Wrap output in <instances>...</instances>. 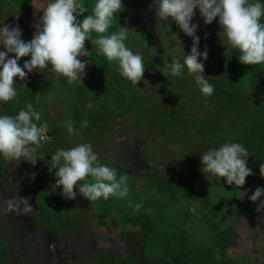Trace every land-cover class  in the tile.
I'll list each match as a JSON object with an SVG mask.
<instances>
[{
	"label": "rangeland",
	"instance_id": "1",
	"mask_svg": "<svg viewBox=\"0 0 264 264\" xmlns=\"http://www.w3.org/2000/svg\"><path fill=\"white\" fill-rule=\"evenodd\" d=\"M18 1L33 8L35 20L47 0ZM83 2L91 14L95 0ZM122 4L110 32L134 30L125 43L143 56L137 87L86 42L82 83L69 84L50 68L34 70L26 82L16 79V98L0 102V114L11 116L31 103L49 137L35 165L0 157V264H264V213L248 198L264 188V64L242 65L236 50L222 46L218 22L205 25L194 10L199 50H208L204 74L215 85L205 97L187 70L166 78L157 69L182 61L192 39L157 19L155 0ZM68 120L79 135L67 133ZM228 141L250 156L252 175L239 189L200 171L199 155ZM80 143H91L118 177L128 176L126 198L69 200L53 187L51 155ZM13 196L27 198L33 210L10 212Z\"/></svg>",
	"mask_w": 264,
	"mask_h": 264
},
{
	"label": "clouds",
	"instance_id": "2",
	"mask_svg": "<svg viewBox=\"0 0 264 264\" xmlns=\"http://www.w3.org/2000/svg\"><path fill=\"white\" fill-rule=\"evenodd\" d=\"M122 9V0H95L91 14L85 15L88 9L83 0H48L30 41L22 39L19 25H0V102L16 98V79L26 82L28 74L34 70L41 72L50 68L67 78L69 84L82 83L89 61L81 58L90 55L86 42L94 44L98 54L107 61L116 62L120 76L137 87L145 73L143 56L125 43L134 30L119 26L118 31L110 32ZM153 10L157 19L168 24L174 22L192 39L190 52L183 51L182 61L165 62L163 67L157 66L158 71L167 78L169 75L180 77L187 70L205 97L214 93L215 85L210 82L211 77L204 74L208 50L206 46L203 52L199 50L200 37L196 35L199 24L193 23L194 10H198L205 25H211L214 20L218 22L222 46L236 50L242 65L264 64V0H155ZM24 57L30 59L21 66L19 62ZM20 87L26 88V84ZM41 119V113L31 103L14 116L0 114V157L35 165L40 159L38 149L49 139L47 125L38 124ZM87 123L82 121V126L87 127ZM65 126L70 135H79V129L71 120L66 121ZM199 156L200 171L205 177L211 174L220 180L223 178L227 185L237 189L252 175V169L247 166L248 150L238 142H225ZM48 163L49 171L55 170L53 187L62 188L61 194L66 199L75 200L80 195L88 201H96L128 196V176L118 177L115 168L101 163L91 143L60 147ZM259 172L264 177V163ZM261 197H264L261 187L248 197L253 203L259 201L257 213H264ZM7 207L20 215L33 210L29 200L19 196L9 199ZM141 207L142 204H136L134 209Z\"/></svg>",
	"mask_w": 264,
	"mask_h": 264
},
{
	"label": "crops",
	"instance_id": "3",
	"mask_svg": "<svg viewBox=\"0 0 264 264\" xmlns=\"http://www.w3.org/2000/svg\"><path fill=\"white\" fill-rule=\"evenodd\" d=\"M18 1V0H17ZM16 0H4V3L0 7V25H19L22 31V39L29 41L32 38V35L36 31V25L39 23L40 16L42 15L43 10L46 8L48 0L44 3V9L40 14L33 20L32 16V7L31 11L28 12V4L22 1ZM198 12V11H197ZM199 13V12H198ZM2 50V49H0ZM26 57L21 58L20 61H25Z\"/></svg>",
	"mask_w": 264,
	"mask_h": 264
}]
</instances>
